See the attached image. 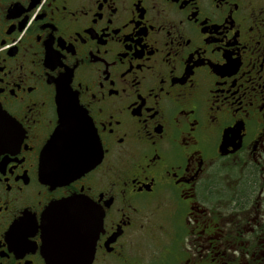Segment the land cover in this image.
Returning <instances> with one entry per match:
<instances>
[{"label":"flooded vegetation","instance_id":"af4514ba","mask_svg":"<svg viewBox=\"0 0 264 264\" xmlns=\"http://www.w3.org/2000/svg\"><path fill=\"white\" fill-rule=\"evenodd\" d=\"M59 85L101 158L50 185ZM70 197L89 264H264V0H0V264Z\"/></svg>","mask_w":264,"mask_h":264},{"label":"water","instance_id":"95a60500","mask_svg":"<svg viewBox=\"0 0 264 264\" xmlns=\"http://www.w3.org/2000/svg\"><path fill=\"white\" fill-rule=\"evenodd\" d=\"M56 102L57 126L39 156V178L50 185L74 180L101 158L90 119L69 86H58ZM79 205L76 197H70L49 205L43 213L42 253L47 264H89L92 260L98 227L93 217L79 213Z\"/></svg>","mask_w":264,"mask_h":264}]
</instances>
